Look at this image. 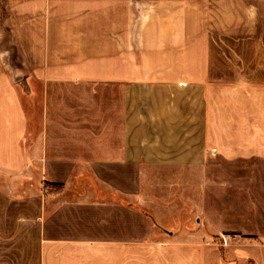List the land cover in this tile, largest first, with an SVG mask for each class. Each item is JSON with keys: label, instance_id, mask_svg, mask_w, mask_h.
Listing matches in <instances>:
<instances>
[{"label": "crops", "instance_id": "1", "mask_svg": "<svg viewBox=\"0 0 264 264\" xmlns=\"http://www.w3.org/2000/svg\"><path fill=\"white\" fill-rule=\"evenodd\" d=\"M4 1L0 264H264V0Z\"/></svg>", "mask_w": 264, "mask_h": 264}, {"label": "rangeland", "instance_id": "2", "mask_svg": "<svg viewBox=\"0 0 264 264\" xmlns=\"http://www.w3.org/2000/svg\"><path fill=\"white\" fill-rule=\"evenodd\" d=\"M7 15L6 3L4 0H0V50L2 55L0 56L2 64H4L9 76L12 80H18L21 78L22 72L21 69V55L9 37V28L5 23V18ZM225 234L217 236V239L214 238V244L222 252V255L225 260H228L226 257L229 254V242L225 241ZM230 264H236L239 261L236 259L230 258L228 261ZM249 264L248 262H245Z\"/></svg>", "mask_w": 264, "mask_h": 264}, {"label": "trees", "instance_id": "3", "mask_svg": "<svg viewBox=\"0 0 264 264\" xmlns=\"http://www.w3.org/2000/svg\"><path fill=\"white\" fill-rule=\"evenodd\" d=\"M45 185H47V184H45Z\"/></svg>", "mask_w": 264, "mask_h": 264}]
</instances>
